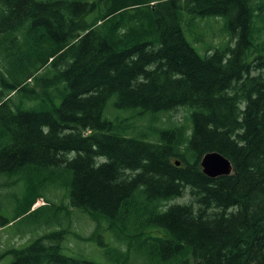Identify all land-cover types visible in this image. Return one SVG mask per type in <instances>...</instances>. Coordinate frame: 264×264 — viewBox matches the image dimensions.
<instances>
[{"label": "trees", "instance_id": "1", "mask_svg": "<svg viewBox=\"0 0 264 264\" xmlns=\"http://www.w3.org/2000/svg\"><path fill=\"white\" fill-rule=\"evenodd\" d=\"M253 1L264 8V0H0L2 58H16L28 34L39 45L23 55L29 67H0V175L69 170L71 206L107 222L108 264H264V43L252 37ZM181 11L191 25L223 17L231 44L200 55ZM47 67L50 76H37ZM113 97L119 110L189 113L155 128L157 142L130 138L105 117ZM213 152L231 161L232 175L203 173ZM41 198L29 188L13 220L0 215V229L50 205L34 209ZM67 233L51 230L0 262L99 264L64 254Z\"/></svg>", "mask_w": 264, "mask_h": 264}, {"label": "rangeland", "instance_id": "2", "mask_svg": "<svg viewBox=\"0 0 264 264\" xmlns=\"http://www.w3.org/2000/svg\"><path fill=\"white\" fill-rule=\"evenodd\" d=\"M252 8L254 9L252 37L257 43H264V8H261L260 1H253ZM180 14L187 40L200 55L205 56L210 50L224 49L231 44V33L226 30L223 17L198 18L191 25L190 16L184 11ZM29 35L25 37V46L16 50L18 53L16 58L13 57L7 61L2 58L3 53H1L0 67L4 72L11 70L16 64L22 65V68L30 66L24 56H30L38 51L39 45L33 38L32 43H29ZM21 39L23 41L24 38L21 37ZM51 72V69L47 67L37 76L43 73L50 76ZM115 101V97L108 101L104 113L113 124V133L151 142L159 140L155 128L166 127L173 123H185L189 113L188 110L180 108L173 113L141 114L139 109L119 110L114 105ZM71 179V172L64 168H53L43 172L25 171L14 176L0 175V215L3 218L8 220L15 218L29 188L44 196L34 209L50 204L33 216H24L1 228L0 253L10 248H23L45 233L55 229L60 230L61 226H64L68 228L67 236L62 242L64 254L83 257L99 264H108L105 250L108 246L113 247L115 242L107 230V222L105 219L94 218L89 213L71 206ZM175 202L182 203L183 200ZM99 241L107 246H101ZM12 261L13 257H8L0 264H11Z\"/></svg>", "mask_w": 264, "mask_h": 264}, {"label": "water", "instance_id": "3", "mask_svg": "<svg viewBox=\"0 0 264 264\" xmlns=\"http://www.w3.org/2000/svg\"><path fill=\"white\" fill-rule=\"evenodd\" d=\"M180 165V162H177ZM203 173L210 178L230 176L233 174L234 167L230 160L218 152L206 154L201 161Z\"/></svg>", "mask_w": 264, "mask_h": 264}]
</instances>
